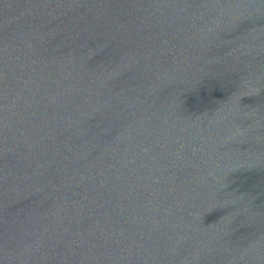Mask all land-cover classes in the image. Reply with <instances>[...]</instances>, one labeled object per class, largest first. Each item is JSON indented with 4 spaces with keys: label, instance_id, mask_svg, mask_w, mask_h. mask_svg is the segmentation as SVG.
<instances>
[{
    "label": "water",
    "instance_id": "water-1",
    "mask_svg": "<svg viewBox=\"0 0 264 264\" xmlns=\"http://www.w3.org/2000/svg\"><path fill=\"white\" fill-rule=\"evenodd\" d=\"M0 264H264V0H0Z\"/></svg>",
    "mask_w": 264,
    "mask_h": 264
}]
</instances>
